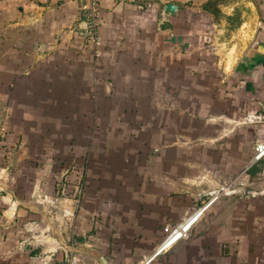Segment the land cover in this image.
Returning <instances> with one entry per match:
<instances>
[{
	"label": "rangeland",
	"instance_id": "1",
	"mask_svg": "<svg viewBox=\"0 0 264 264\" xmlns=\"http://www.w3.org/2000/svg\"><path fill=\"white\" fill-rule=\"evenodd\" d=\"M27 1L0 0V264L18 247L37 260L35 248L71 247L73 264L88 262L80 250L100 251L94 254L101 264H137L192 216L201 215L188 237L163 254L194 229H207L214 215L223 225L225 212L231 245L240 244L239 210L254 214L249 200L264 199V173L229 180L213 171L211 140L201 138L207 125L185 117L198 96L187 71L179 97L176 85L150 97L142 77L120 76L127 60L108 61L103 44L94 42L96 32L103 38L106 31L101 8L89 6L60 28L48 26L47 11ZM161 14H146L152 35L163 29ZM175 48L166 53L175 56ZM248 126L255 158L264 123ZM173 150L182 155L180 166Z\"/></svg>",
	"mask_w": 264,
	"mask_h": 264
},
{
	"label": "crops",
	"instance_id": "2",
	"mask_svg": "<svg viewBox=\"0 0 264 264\" xmlns=\"http://www.w3.org/2000/svg\"><path fill=\"white\" fill-rule=\"evenodd\" d=\"M24 2L25 5L29 4L27 0ZM33 2L47 11L43 21L48 26L54 24L60 28L70 26L77 20L79 11L89 7L87 0ZM210 2L211 0H104L99 6L107 16V23L103 26L106 31H102L104 56L113 63L127 60L128 63L120 65V76L131 77L133 74L135 78L142 77V90L149 92L150 97H155L157 92L161 97L164 90L166 95L171 85H176V96L179 97L185 91L184 86L187 88L184 74L191 76L192 81L188 80V84H191L190 89L193 93H198V96L192 100L194 110L185 117L198 125H207V131L201 138L208 136L211 140L209 152L214 164L213 171L220 173L221 179L229 180L243 178L248 174L262 176V161L255 162L254 149L249 144L251 125L241 123L253 113L264 114V0L219 1L217 6L225 14L222 21L224 28H220L213 15L215 6ZM169 5L177 7L174 14L167 11ZM226 5L227 10H223L222 6ZM158 9L162 13L161 24L165 30L159 29L160 32L155 31V35H152V22L147 19L146 23L145 17ZM236 11L238 19L235 30L230 31L226 29L227 20L235 16ZM109 29L112 30L107 31ZM219 29L224 31V37L216 35ZM167 46L176 47L175 56L166 53ZM185 46L190 47L185 49ZM185 50L186 58L183 57ZM184 60L190 63H185ZM135 63H138V72L133 70L136 68ZM184 70L187 72L184 73ZM205 92L206 98L201 96ZM201 97L204 99H200ZM143 108H147L146 104ZM171 134L177 136V133ZM258 135V140H264V133L259 132ZM187 138L191 139L190 136ZM174 152L175 161H180V166L184 163L182 155L179 150H173L172 154ZM159 167L162 169L163 166ZM253 169L257 170L251 173ZM255 182L258 184V181ZM259 184L263 185V181ZM249 201L255 205L254 214L240 207V227L234 231L235 237L240 238V244L231 245V219L225 212L223 225L220 223L222 220L216 222L220 214L214 215L207 229H194L189 240L175 245L171 252L161 255L152 264H264V199ZM227 203L228 201L224 202V205H228ZM239 204L247 206L248 202L240 199ZM200 216H192L179 226L165 247L182 237ZM172 221L178 223L180 218L175 217ZM35 249L37 250L33 251L38 254L36 257L41 256L38 260L33 259V256L24 257L23 251L18 247L4 264H73V251H77L71 247L53 251ZM153 251L143 254L136 263ZM79 253L86 254L88 262L85 264H101L102 257L94 254L100 251L80 250ZM107 262L111 264L109 260Z\"/></svg>",
	"mask_w": 264,
	"mask_h": 264
},
{
	"label": "built area",
	"instance_id": "3",
	"mask_svg": "<svg viewBox=\"0 0 264 264\" xmlns=\"http://www.w3.org/2000/svg\"><path fill=\"white\" fill-rule=\"evenodd\" d=\"M88 1V5L91 7V9L93 10V12L96 11V9L98 10L100 4L104 1V0H87ZM102 37L100 36L99 32H96V36L94 38V42L96 43L97 47H101L103 42H102ZM259 123H264V114H257V113H253L251 115H249L247 118H245L243 120V122L241 123V125H248V124H259ZM264 159V144L259 143L256 149V155H255V162H259L262 161ZM175 230L169 231V235L168 237L165 239V241L161 244V246L159 248L156 249V251L151 255V256H146L144 258V260H142L140 263L138 264H152L153 261H155L159 256H161L164 252H166V250H168L170 247H172L174 245V243L177 241H175L173 244H171L168 247L166 246V242L168 241V239L174 234ZM188 231L186 233H184V235L181 238H187L188 237Z\"/></svg>",
	"mask_w": 264,
	"mask_h": 264
},
{
	"label": "trees",
	"instance_id": "4",
	"mask_svg": "<svg viewBox=\"0 0 264 264\" xmlns=\"http://www.w3.org/2000/svg\"><path fill=\"white\" fill-rule=\"evenodd\" d=\"M219 1L222 2V1H227V0H214V3H213V0H211L210 3H211V5L215 6V11H213V15L217 18V21L220 24L219 25L220 28H224V27H222L223 26L222 25V23H223L222 21L224 20L225 14L223 12H221L220 11L221 9L218 8V6H217ZM237 15H238V12L236 11V15L231 17L229 20H227L228 25L226 26V29H229L230 31H234L235 30V22L238 19ZM254 170H257V169H253L251 171V173H253Z\"/></svg>",
	"mask_w": 264,
	"mask_h": 264
},
{
	"label": "water",
	"instance_id": "5",
	"mask_svg": "<svg viewBox=\"0 0 264 264\" xmlns=\"http://www.w3.org/2000/svg\"><path fill=\"white\" fill-rule=\"evenodd\" d=\"M177 10V7L174 5H169L167 11L174 14ZM103 264H107V262L103 259Z\"/></svg>",
	"mask_w": 264,
	"mask_h": 264
}]
</instances>
